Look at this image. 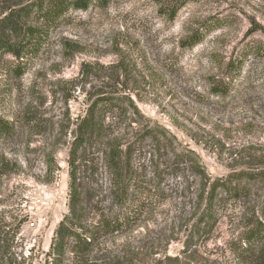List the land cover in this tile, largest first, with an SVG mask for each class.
I'll list each match as a JSON object with an SVG mask.
<instances>
[{
    "label": "rangeland",
    "instance_id": "rangeland-1",
    "mask_svg": "<svg viewBox=\"0 0 264 264\" xmlns=\"http://www.w3.org/2000/svg\"><path fill=\"white\" fill-rule=\"evenodd\" d=\"M31 1L0 0V15ZM255 24L262 28L251 32ZM192 36L202 39L186 44ZM232 61L237 76L226 95H215ZM16 64L0 56V116L9 123L0 131V224L10 255L44 264L69 211L76 121L105 96L122 100L107 121L119 117L113 129L138 141V173L158 201L95 254L117 264H256L234 248L249 219L264 221V0L93 1L60 18L20 75ZM101 149L87 147L79 177L87 201L108 204ZM190 157L213 178L234 174L232 185L244 189L207 239L195 230L201 179ZM240 172L257 176L238 180ZM192 231L196 244L183 254Z\"/></svg>",
    "mask_w": 264,
    "mask_h": 264
},
{
    "label": "trees",
    "instance_id": "trees-1",
    "mask_svg": "<svg viewBox=\"0 0 264 264\" xmlns=\"http://www.w3.org/2000/svg\"><path fill=\"white\" fill-rule=\"evenodd\" d=\"M104 0H33L16 4L0 15V56L10 54L18 61L15 71L22 74L26 65L44 46L51 28L71 8L87 9L92 2ZM255 24L250 31L258 30ZM202 36L191 37L186 43L193 45ZM238 61L228 66V76L214 83L212 92L224 96L237 76ZM119 97L100 96L91 102L86 114L76 121L75 136L70 150L69 163V211L59 221L44 264H117L107 262L95 254V250L107 239L131 231L148 208L157 206L158 198L153 190L141 180L135 163L136 142L126 140L124 134L115 131L116 119L107 121L106 112L122 109ZM9 129V123L0 116V131ZM87 147H102L112 185V199L87 201L84 183L79 177L81 166L88 161ZM184 156V155H180ZM187 160V161H186ZM185 162L200 176L201 183L194 214L197 216L195 230L207 239L219 221V212L231 197H239L244 189L232 185L227 177L213 178L198 160L190 157ZM254 178L255 173H235ZM242 174V175H241ZM258 174V173H257ZM242 239L235 245L238 258L249 263L261 264L264 259V221L259 217L249 219ZM7 224H0V264H31L25 258L10 255V246L5 241ZM13 238L17 231L13 233ZM193 231L185 242L183 254L192 247ZM178 260V256L175 257ZM120 264V262H118ZM123 264V263H122Z\"/></svg>",
    "mask_w": 264,
    "mask_h": 264
}]
</instances>
